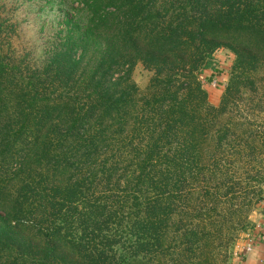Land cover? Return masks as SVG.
<instances>
[{
    "label": "trees",
    "instance_id": "trees-1",
    "mask_svg": "<svg viewBox=\"0 0 264 264\" xmlns=\"http://www.w3.org/2000/svg\"><path fill=\"white\" fill-rule=\"evenodd\" d=\"M42 1L63 30L40 63L0 50V264H215L189 203L232 87L217 107L200 79L222 47L264 63V0Z\"/></svg>",
    "mask_w": 264,
    "mask_h": 264
},
{
    "label": "rangeland",
    "instance_id": "rangeland-1",
    "mask_svg": "<svg viewBox=\"0 0 264 264\" xmlns=\"http://www.w3.org/2000/svg\"><path fill=\"white\" fill-rule=\"evenodd\" d=\"M54 8L42 0H0V26L9 29L0 37V50L11 47L14 60L38 65L49 40L63 30ZM213 59L217 71L205 70L200 81L217 107L232 87L221 119L231 126V135L222 147L211 143L206 149L202 165L203 169L210 167L200 178L202 191L194 194L189 204L204 208L208 230L221 229L213 250L215 264H245L242 254L264 236V63L244 74L228 47L216 50ZM211 74H215L214 81L205 83L204 77ZM153 76L141 62L132 72L142 93ZM212 220L219 227L215 228Z\"/></svg>",
    "mask_w": 264,
    "mask_h": 264
},
{
    "label": "crops",
    "instance_id": "crops-1",
    "mask_svg": "<svg viewBox=\"0 0 264 264\" xmlns=\"http://www.w3.org/2000/svg\"><path fill=\"white\" fill-rule=\"evenodd\" d=\"M245 264H264V236L259 237L252 251L246 255Z\"/></svg>",
    "mask_w": 264,
    "mask_h": 264
},
{
    "label": "built area",
    "instance_id": "built-area-1",
    "mask_svg": "<svg viewBox=\"0 0 264 264\" xmlns=\"http://www.w3.org/2000/svg\"><path fill=\"white\" fill-rule=\"evenodd\" d=\"M247 251H248L247 253L245 252V253H244V254H242V255H243V256H246L247 254H249V253L252 251V248H251V247H250V248H248V249H247Z\"/></svg>",
    "mask_w": 264,
    "mask_h": 264
}]
</instances>
